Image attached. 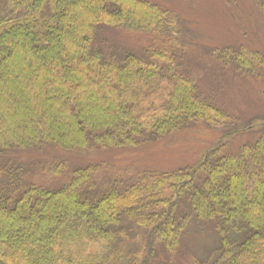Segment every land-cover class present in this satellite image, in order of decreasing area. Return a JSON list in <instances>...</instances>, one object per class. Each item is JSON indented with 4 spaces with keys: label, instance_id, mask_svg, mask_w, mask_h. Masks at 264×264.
<instances>
[{
    "label": "trees",
    "instance_id": "16d2710c",
    "mask_svg": "<svg viewBox=\"0 0 264 264\" xmlns=\"http://www.w3.org/2000/svg\"><path fill=\"white\" fill-rule=\"evenodd\" d=\"M103 29L150 43L117 49ZM199 37L163 0H0V264H178L191 226L214 236L189 264H264V115L201 87L186 65ZM206 53L264 70L250 42ZM197 123L222 138L190 167L113 157Z\"/></svg>",
    "mask_w": 264,
    "mask_h": 264
},
{
    "label": "rangeland",
    "instance_id": "374dc122",
    "mask_svg": "<svg viewBox=\"0 0 264 264\" xmlns=\"http://www.w3.org/2000/svg\"><path fill=\"white\" fill-rule=\"evenodd\" d=\"M178 10L200 35L197 51L186 59L189 71L200 79L201 87L215 96L217 102L229 108L242 119L264 115V70L254 76L242 75L232 68H225L209 57L207 46L228 41L250 42L264 51V24L251 0H163ZM108 44L117 49L140 50L150 43V36L120 29H103ZM102 36V37H103ZM104 39V38H103ZM102 41V40H101ZM260 118V117H259ZM259 118L256 119V121ZM249 136L241 133L233 141L231 149L245 142ZM222 138V133L209 130L197 123L186 130L150 143L126 153H115L116 163L122 167L174 170L197 163L204 154ZM28 165L33 159L21 158ZM214 234L191 226L183 248L178 254V264H189L190 254L203 256L201 251L211 245ZM155 264H160L156 262Z\"/></svg>",
    "mask_w": 264,
    "mask_h": 264
}]
</instances>
